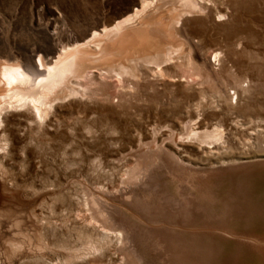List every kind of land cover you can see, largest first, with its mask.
Wrapping results in <instances>:
<instances>
[{
  "label": "rangeland",
  "instance_id": "obj_1",
  "mask_svg": "<svg viewBox=\"0 0 264 264\" xmlns=\"http://www.w3.org/2000/svg\"><path fill=\"white\" fill-rule=\"evenodd\" d=\"M131 1L0 0V52L18 54L20 46L32 48L43 45L46 32L70 36L88 25L112 19ZM222 5L223 1L217 0V7ZM244 6L242 12L241 9L233 12L225 23L226 29L234 27L242 13L245 26L243 43L239 45L236 42L234 45L236 53L233 60L223 66L215 62V77L203 80L193 99L188 96L192 91L181 92L177 88L180 81L163 85L160 82L145 83L148 79L140 78L136 86L126 83L131 89L127 86L122 91L117 87L110 102L103 100L102 108L105 110L101 116L110 121L109 124L115 129L104 127L101 140L94 143L98 151L91 145L93 148L89 147L88 156L81 163L75 161L77 157L71 153L69 161L72 173L68 170L65 174L58 170L62 159L60 156L49 154L26 159L0 156L5 171L3 176L0 174V180H4L7 188L18 194L3 210L9 218L3 217L0 229V264H22L23 258L14 263L6 261L5 240L20 237L16 230L21 229H16L12 223L19 221L32 233L36 221L49 217L61 228L65 215L51 210L55 206L64 207L61 205V195L67 190L69 203L65 208L68 221L67 227L62 228L67 233L60 238L67 250L51 247L48 253L50 259L73 255L72 247H87L94 241L92 233L85 227L79 228L77 223V217L80 220L88 215L82 206L83 190L91 206L90 216L103 227L122 232V242L116 256L119 255L117 258L121 260L123 257V264L138 263L130 254V246L133 245L143 264H161L162 257L145 248L144 240L150 237L149 234L170 231H167L168 223L160 219L158 226L148 223L145 220L148 219L147 214L145 216L139 210L141 202L149 194H154V198H168L173 193L174 200H177L175 191L187 194L192 188H196L199 194L201 186L196 187V176L203 179L206 173L216 182L212 194L216 199L215 220L218 229L211 240L210 252L196 249L197 255L192 258L193 261L195 264H264V254L256 244L264 243V156L252 158L259 156L257 153L260 150L264 151V0H244ZM213 38L220 41L216 35ZM176 74L178 77L186 75L180 68ZM238 79H242V87L236 85ZM107 107L112 110H106ZM186 122L191 128L202 132L221 129L225 143L197 144L185 136ZM115 131L118 135L113 137ZM81 132L77 129L78 134ZM153 138L159 141L156 146L139 148L140 142L147 145ZM78 143V146L87 145L84 141ZM175 144L179 149L175 148ZM216 148L218 150L209 153V150ZM237 154L243 155L239 159H230ZM140 159L142 163L138 168ZM131 171L137 177L135 180L127 178ZM169 179L178 189L166 183ZM127 215L139 222L140 228L135 226L134 220L130 222ZM121 226L126 228L128 234ZM176 227V231H181L178 225ZM128 236H131L130 246ZM98 240L103 244L102 240ZM26 258L30 259L31 255L24 256Z\"/></svg>",
  "mask_w": 264,
  "mask_h": 264
},
{
  "label": "bare ground",
  "instance_id": "obj_2",
  "mask_svg": "<svg viewBox=\"0 0 264 264\" xmlns=\"http://www.w3.org/2000/svg\"><path fill=\"white\" fill-rule=\"evenodd\" d=\"M222 1L223 5L219 8L217 0H132L112 19L88 25L70 36L46 32L43 45L32 48L20 46L18 54L0 52V156H20L22 159L49 154L60 156L62 159L58 170L70 172V156L75 155V161L81 163L93 148L91 145L95 146L94 143L100 139L103 128L111 126L110 121L101 118L105 110L102 108L103 100L110 102L118 88L128 86L127 82L136 86L140 78L148 79L144 80L145 83L160 82L163 85L180 81L177 88L181 92L192 91L188 96L193 99L202 81L215 77V62L223 66L233 60L236 53L234 45L236 42L241 45L245 38L242 13L234 27L226 29L225 26L233 12L239 9L242 12L244 0ZM178 68L186 75L178 77ZM130 79H133L132 82ZM236 85L242 87V79H238ZM126 94H122V99ZM106 110L112 109L107 107ZM190 126L186 122L185 136L197 144L225 143L224 133L219 128L202 132ZM111 128L115 129L114 126ZM77 129L82 132L78 134ZM112 135L115 137L118 134L115 131ZM83 141L87 145L79 147L78 142ZM158 143L153 138L147 145L140 142L139 148L156 146ZM74 144L77 145L73 148ZM216 150L218 148L209 150V153ZM257 154L259 156L252 158H262L264 151L260 150ZM242 155L237 154L230 159H239ZM141 163L140 159L138 168ZM3 168L0 163L2 176L5 172ZM127 178L135 180L137 177L131 171ZM81 193L84 203H80H83L88 215L80 220L76 216L77 223L79 228L85 227L92 233L93 243L87 247H72L73 255L56 259L48 257L51 247L67 250V246L60 242V238L67 233L62 230L67 227L68 221L65 208L69 203L67 190L61 195V205L64 207L55 206L51 210L65 215L61 228L49 217L36 221L32 233L19 221L12 223L16 229H21L16 230L20 237L5 240L6 261L14 263L23 258L22 264H123V257L121 260L117 258L119 255L116 256L122 242V232L109 230L90 216L91 206L83 190ZM17 197V192L11 191L4 180H0V229L3 217L9 218L3 211L5 206ZM256 244L264 254V243ZM28 255L31 258L24 259Z\"/></svg>",
  "mask_w": 264,
  "mask_h": 264
},
{
  "label": "crops",
  "instance_id": "obj_3",
  "mask_svg": "<svg viewBox=\"0 0 264 264\" xmlns=\"http://www.w3.org/2000/svg\"><path fill=\"white\" fill-rule=\"evenodd\" d=\"M149 174H146L145 177ZM207 174L203 179L196 176V187L201 186L199 194H197L196 188L191 187L192 191L187 194L184 191L177 192L174 190L178 197L177 200H174L175 194L173 195V193L168 198L163 196L154 198V194H149L142 200L139 210L145 216L147 214L148 219L145 220L148 223L158 226L159 219L163 223H168L166 224L169 227L167 231H170L149 234L150 237L144 240L145 248L154 255L162 257L161 264H195L192 258L197 255L196 249H204L208 253L210 252L211 240L218 228L215 220L216 199L212 194L216 182ZM166 183L175 187L172 179L167 180ZM139 216L142 217L140 214ZM128 217L130 222L134 220L130 216ZM152 217L153 221L151 220ZM134 221L135 226L140 228L139 222ZM177 225L181 231H176ZM122 228L126 230L125 227ZM130 237L128 236L129 246L131 245ZM130 249L131 256L133 254V257L138 261L136 264H143L142 257L138 254L135 245L130 246Z\"/></svg>",
  "mask_w": 264,
  "mask_h": 264
}]
</instances>
